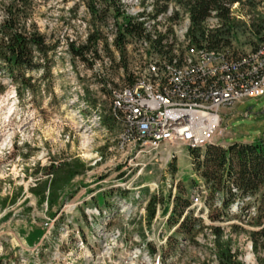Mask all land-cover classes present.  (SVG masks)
Wrapping results in <instances>:
<instances>
[{"label":"rangeland","instance_id":"1","mask_svg":"<svg viewBox=\"0 0 264 264\" xmlns=\"http://www.w3.org/2000/svg\"><path fill=\"white\" fill-rule=\"evenodd\" d=\"M156 1L121 3L126 13L137 16L153 9ZM85 3L30 0L27 24L36 25L47 42L57 45L49 76L41 71L30 73L38 88L34 93L26 90L20 99L15 85L0 71L4 86L0 88V264H217L214 236L206 227L194 240L178 237L177 251L170 250L166 242L173 235L170 242L174 244L176 236L166 224L170 211L165 208L173 205L177 183L183 184L193 175L187 146L163 143L138 154L125 134V120L119 117L110 125L102 122L112 112L113 99L131 85L129 76L134 82L149 83L147 64L154 54L152 49L129 38L125 70L112 45L117 28L111 19L104 31L113 56L100 44V58H95L93 65L73 59L69 42L85 43L91 28ZM166 3L173 14L178 12V18L170 21L163 14L155 29L163 33L178 22L175 29L184 31L187 12L177 0ZM232 11L246 19L245 9L238 4ZM139 18L153 25L146 15ZM255 42L248 30L240 29L231 47L236 54H246L255 48ZM152 90H157V85L152 84ZM170 105L166 111H197L204 107ZM220 113L222 121L211 143L227 147L264 138V93L233 108H223ZM73 157H79L90 169L72 180L66 188L69 194L59 199L61 204L57 202L52 209L46 203L39 205L29 191L37 179L44 177L41 172L35 174L36 170ZM172 163L177 166L175 171ZM154 195L162 203L149 222L146 204ZM201 195L192 196V208L205 226L226 227L239 222L210 221L208 208L200 202ZM6 197H16V201L3 205ZM37 229L44 230L43 238L29 244L28 235ZM228 237L243 264H264V249L255 252L247 233L233 234L226 228Z\"/></svg>","mask_w":264,"mask_h":264},{"label":"trees","instance_id":"2","mask_svg":"<svg viewBox=\"0 0 264 264\" xmlns=\"http://www.w3.org/2000/svg\"><path fill=\"white\" fill-rule=\"evenodd\" d=\"M161 1L157 0L154 3L152 14L147 12L133 16L126 13L121 0H86L91 28L85 43L69 42L70 55L73 59L93 65V60L100 58L99 46L102 44L105 51L113 56L110 50L111 43L104 31L112 19L117 28L112 45L119 53L121 66L127 70L129 38L138 39L141 45L149 46L154 53L150 58L151 64H147L149 83L161 78L166 84H176L166 81V77L170 76V69L181 68L183 64L181 58L183 52L181 46L176 45L174 32V25L177 22L173 23L172 29L159 33L155 29L158 22L148 30L144 18H139L146 15L148 19L155 21L157 17L166 13L168 11L166 0L160 3ZM177 2L185 9L190 21L185 35L188 39L187 49H202L207 53L219 54L229 71L219 68L218 76L222 78L231 75L236 79V76L241 74L243 76L256 74L255 71H250V67L237 68L247 64L242 59L250 56L249 53L236 54L231 44L237 32L244 29L256 39L252 52L255 53L256 49L264 51V0H177ZM234 4H238L240 9H245L246 19L233 15ZM0 6L3 16L0 21V71L8 76L15 85L17 95L22 99L26 90L34 93L38 89L30 73L41 71L45 77L49 76L57 45L47 42L36 25L27 24L30 0H4ZM211 17L217 20L213 27L209 25ZM177 18L178 12H175L167 20L175 21ZM142 38L146 40H139ZM177 50L181 55L176 54ZM152 64L158 67L156 75L150 72ZM203 80H206L204 87L201 86ZM128 82L132 84L134 79L129 76ZM217 85L218 78L207 74L200 83L188 82V91L171 95L186 102L189 97L194 99L211 88L216 90ZM3 87L0 83L1 90ZM119 117L125 120L126 132L129 131V124L122 112L113 106L111 114L105 116L102 122L110 125ZM188 153L193 175L188 181L183 180V184L177 183L173 205L170 209L165 208L166 212L170 211L166 224L174 230L173 234L176 236L174 244L170 242L173 235L167 237L166 242L171 245L170 250L177 251L180 249L178 237L185 241L194 240L206 227L214 236L213 250L217 264H243L238 258L237 251L233 249L232 238H225V229L228 228L233 234L247 233L253 242L255 252L264 249V138L252 142H235L227 147L208 143L203 147H189ZM176 167L174 163L171 164L174 171ZM89 169L87 163L79 157L63 159L58 163L51 162L36 170L35 174L41 172L44 177L37 179L29 191L37 198L39 205L46 203L47 208L52 209L57 202L61 204L60 198L63 199L69 194L66 188L72 180ZM202 192L205 193L202 197L203 205L208 208L207 218L210 221L225 222L237 219L239 222L226 227L219 224L205 226L203 219L196 216L192 208V196L195 193L201 195ZM10 201L14 203L16 197L4 198L3 205ZM161 203L162 199L155 195L149 199L146 204L149 222L154 219L157 206ZM234 206L236 209L233 211ZM202 211L203 208H200V212ZM43 235L44 230L37 229L28 235V243L33 244L43 238Z\"/></svg>","mask_w":264,"mask_h":264},{"label":"built area","instance_id":"3","mask_svg":"<svg viewBox=\"0 0 264 264\" xmlns=\"http://www.w3.org/2000/svg\"><path fill=\"white\" fill-rule=\"evenodd\" d=\"M139 40H146V38ZM201 50L194 54L201 52ZM229 55H231V51ZM250 62H258V70L254 76H236V79H223L222 76H218V71L214 68H208L207 72H200V66H198L189 73V80L176 81V84H166L159 78L158 81H154V85H157L155 91L152 90V86H147L145 82L135 81L129 85V88L124 89L122 94L117 95L116 100L113 99L114 108L122 112L124 119L132 121L135 147L137 148L143 144L156 146L163 143L213 141L214 134L222 121L221 109L233 108L248 98L261 97L264 93V58H259V49L255 51V60L249 61L247 64ZM148 64H151L150 60ZM245 65L237 68H245ZM153 66L155 67V65ZM205 74H212L213 77L218 78L216 97H210L209 101H201L197 96V102L190 104L204 106L203 109L195 112L203 111L211 115L214 114L215 125L207 130L202 138H198L188 124H178L169 118V114L181 109L166 111L165 108L171 106L166 103V94L188 91V82L200 83Z\"/></svg>","mask_w":264,"mask_h":264},{"label":"bare ground","instance_id":"4","mask_svg":"<svg viewBox=\"0 0 264 264\" xmlns=\"http://www.w3.org/2000/svg\"><path fill=\"white\" fill-rule=\"evenodd\" d=\"M148 10V9H147ZM152 8H150L147 12H151ZM166 18L172 16V9H168V11L166 13ZM214 15V12L212 13ZM163 15V14H162ZM157 17V19L155 21H152V24L154 25L155 22H159V19H161V16ZM185 16V15H184ZM186 21L189 25V18L188 15L186 17ZM217 20L214 17L209 18V25L211 27H213L216 24ZM162 23V22H161ZM178 24V22L176 23ZM175 24V25H176ZM149 23H146V28L148 30H151L152 26ZM175 25H174V32H175V37H176V45L177 46H181L182 49V61L183 64L181 66V68H175V69H170L169 75L166 77V81H172V82H176V81H184V79L189 78V73L191 71H193V69L197 68L198 66H200V70L202 72H207L208 68H214L216 71H218L219 68L224 69L225 71H228V68L226 66V62L222 60V57L219 54H216L214 52L211 53H207L205 51L198 52L197 54H194L196 51L195 48H189L187 49V41L188 39L186 38V33L188 31V25L187 28L184 31H180V33L175 29ZM182 29V28H180ZM249 53L250 58H243L242 60L245 63H248L249 61H254L255 60V53L252 52V50ZM176 54L179 55V50L176 51ZM181 55V54H180ZM259 58H264V51H259ZM202 62V63H201ZM245 67H250V71H257L258 70V62H250L249 64H246ZM157 71H156V69ZM150 72L154 73L156 75V73L158 72V67H154V66H150ZM241 74V73H240ZM207 75V74H205ZM210 76H213L212 74H209ZM218 75H219V71H218ZM204 76V75H203ZM238 76H243L238 75ZM235 79L234 76L231 75H226L223 79ZM206 80H203L201 82V86L204 87ZM147 84V86H152V84L154 85V83L150 82V83H145ZM175 96L171 95V94H166V103L167 104H175L179 102L182 103H194L197 102L196 98H192L189 97L188 101L184 102L181 100H178L176 98H174ZM210 97H216V90L215 88H211L209 91L207 92H203L198 96V99L201 101H209ZM169 118L172 119L173 121H176L175 123L178 124H188L192 130L194 131V133L196 134V136L198 138H202L205 134V132L209 129H211L212 126L215 125V116L214 114H208V113H204V112H195V111H190V110H180V111H176V112H172L171 114H169ZM205 121H207L208 123H206ZM128 124H129V131H127L125 134L126 136L129 138V141H132V143L135 146V134H134V125L132 123V121L127 120ZM124 142V141H123ZM126 143V141H125ZM211 143V141H204L201 143H196V142H188V143H181L183 145H185V147L187 146V148L189 147H203L206 144ZM131 145V144H130ZM160 145H152V144H143L141 146H138V154L139 153H143L146 152L148 150H154L159 148ZM197 200V199H196Z\"/></svg>","mask_w":264,"mask_h":264},{"label":"crops","instance_id":"5","mask_svg":"<svg viewBox=\"0 0 264 264\" xmlns=\"http://www.w3.org/2000/svg\"><path fill=\"white\" fill-rule=\"evenodd\" d=\"M229 145V144H228Z\"/></svg>","mask_w":264,"mask_h":264}]
</instances>
